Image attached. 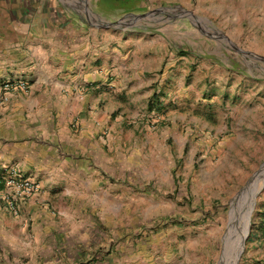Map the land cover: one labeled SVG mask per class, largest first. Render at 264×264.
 <instances>
[{"label":"rangeland","instance_id":"374dc122","mask_svg":"<svg viewBox=\"0 0 264 264\" xmlns=\"http://www.w3.org/2000/svg\"><path fill=\"white\" fill-rule=\"evenodd\" d=\"M36 2L102 36L118 95L105 127L122 143L119 196L95 226L115 264H227L246 230L237 264H264V175L244 215L264 166V0Z\"/></svg>","mask_w":264,"mask_h":264},{"label":"crops","instance_id":"0c3cea01","mask_svg":"<svg viewBox=\"0 0 264 264\" xmlns=\"http://www.w3.org/2000/svg\"><path fill=\"white\" fill-rule=\"evenodd\" d=\"M50 9L36 0H0V79L29 85L0 101V170L16 168L41 186L17 214L0 202V264H115L117 246L107 236L100 240L95 225L102 204H116L119 196L112 178L122 138L113 135L112 123L105 127L112 109H102L118 95L112 83L103 87L108 72L100 35L73 19L67 29L55 25ZM146 72L140 68V88L149 84ZM60 201L66 207L55 211Z\"/></svg>","mask_w":264,"mask_h":264},{"label":"built area","instance_id":"2783aa9c","mask_svg":"<svg viewBox=\"0 0 264 264\" xmlns=\"http://www.w3.org/2000/svg\"><path fill=\"white\" fill-rule=\"evenodd\" d=\"M27 90L26 82L6 80L0 83V101L7 103L13 92ZM40 191L39 183L23 176L16 168L3 167L0 170V202H3L4 207L12 214H17L19 206L33 199Z\"/></svg>","mask_w":264,"mask_h":264},{"label":"bare ground","instance_id":"6f19581e","mask_svg":"<svg viewBox=\"0 0 264 264\" xmlns=\"http://www.w3.org/2000/svg\"><path fill=\"white\" fill-rule=\"evenodd\" d=\"M264 175V166L261 168V170L259 172H257L254 177L250 180V184L248 185L246 191H245V194L247 196V200H246V204H247V209L245 211V221H246V225H248V216H249V213H250V206L253 202V199H254V196H255V193H254V190H255V187L257 186V181L258 179H260V177H262ZM259 184V183H258ZM252 208V207H251ZM247 228V227H246ZM247 231V230H246ZM244 231L242 233L241 236L238 237L237 239V245L235 247V251H234V254L232 256V259H227V264H237V261L239 259V256H240V253H241V244L243 243V240H244V237H245V232ZM231 260V262H230ZM230 262V263H229ZM226 263V261L224 262V264Z\"/></svg>","mask_w":264,"mask_h":264},{"label":"trees","instance_id":"16d2710c","mask_svg":"<svg viewBox=\"0 0 264 264\" xmlns=\"http://www.w3.org/2000/svg\"><path fill=\"white\" fill-rule=\"evenodd\" d=\"M115 1V0H114ZM136 6V3H134V5H133V7H135ZM137 7V6H136Z\"/></svg>","mask_w":264,"mask_h":264}]
</instances>
